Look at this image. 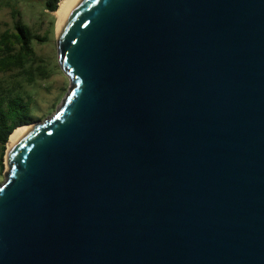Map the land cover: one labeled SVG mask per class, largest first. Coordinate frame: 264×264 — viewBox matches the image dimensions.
Returning a JSON list of instances; mask_svg holds the SVG:
<instances>
[{
  "label": "water",
  "instance_id": "95a60500",
  "mask_svg": "<svg viewBox=\"0 0 264 264\" xmlns=\"http://www.w3.org/2000/svg\"><path fill=\"white\" fill-rule=\"evenodd\" d=\"M57 44L0 264H264V0H74Z\"/></svg>",
  "mask_w": 264,
  "mask_h": 264
},
{
  "label": "rangeland",
  "instance_id": "374dc122",
  "mask_svg": "<svg viewBox=\"0 0 264 264\" xmlns=\"http://www.w3.org/2000/svg\"><path fill=\"white\" fill-rule=\"evenodd\" d=\"M46 2L47 0H0L1 37L6 33L11 37L17 32L18 24L27 26L38 36L34 40L35 61L31 67L26 70L0 71V89L21 91L31 97L32 109L38 119L36 124H42L61 109L71 87L70 79L62 71L58 60L57 18L46 9ZM7 149L6 146L3 166L0 165V185L10 171ZM1 154L0 148V162Z\"/></svg>",
  "mask_w": 264,
  "mask_h": 264
},
{
  "label": "trees",
  "instance_id": "16d2710c",
  "mask_svg": "<svg viewBox=\"0 0 264 264\" xmlns=\"http://www.w3.org/2000/svg\"><path fill=\"white\" fill-rule=\"evenodd\" d=\"M61 1L47 0L46 9L51 13L56 12ZM8 34L6 33L4 37L0 36V71L26 70L35 61L33 45L38 36L22 24H18L17 32L13 35L10 34L11 37H8ZM31 102V97L25 95L24 92L0 89L1 166H3L2 161L7 143L14 131L38 121Z\"/></svg>",
  "mask_w": 264,
  "mask_h": 264
},
{
  "label": "bare ground",
  "instance_id": "6f19581e",
  "mask_svg": "<svg viewBox=\"0 0 264 264\" xmlns=\"http://www.w3.org/2000/svg\"><path fill=\"white\" fill-rule=\"evenodd\" d=\"M74 0H62L59 3L58 9L56 12H54L56 18H57V22H58V27H59V38H60V31H61V27L63 25V22L66 18V15L69 11V9L71 8L72 4H73ZM34 126H23L20 127L18 129H16L14 131V133L10 136L9 141L7 143V151H8V161L10 160V154L12 153V151L14 150L15 146L17 145L18 141L29 131L33 130Z\"/></svg>",
  "mask_w": 264,
  "mask_h": 264
}]
</instances>
